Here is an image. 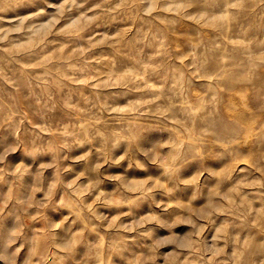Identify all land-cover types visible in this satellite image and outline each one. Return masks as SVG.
Returning <instances> with one entry per match:
<instances>
[{
    "label": "rangeland",
    "instance_id": "rangeland-1",
    "mask_svg": "<svg viewBox=\"0 0 264 264\" xmlns=\"http://www.w3.org/2000/svg\"><path fill=\"white\" fill-rule=\"evenodd\" d=\"M0 264H264V0H0Z\"/></svg>",
    "mask_w": 264,
    "mask_h": 264
}]
</instances>
